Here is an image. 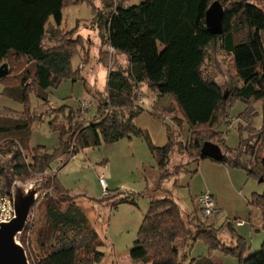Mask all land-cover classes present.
<instances>
[{
	"label": "trees",
	"instance_id": "obj_1",
	"mask_svg": "<svg viewBox=\"0 0 264 264\" xmlns=\"http://www.w3.org/2000/svg\"><path fill=\"white\" fill-rule=\"evenodd\" d=\"M93 1L0 0V67H8V75L0 83L4 95L20 102L26 111L30 94L44 103L47 89L57 88L64 79L75 82L80 78V70L73 71L71 60L85 46L81 32L97 31L99 47L111 50L98 53V63L107 70V82L106 97L97 106L94 122L83 128L78 123H83L81 112L69 110L67 127L51 124L53 131L59 130V151L48 155L35 149L31 158L25 157L20 149L29 150L28 122L0 117V149L5 141L13 142L8 147L12 151H8L12 153L8 172L16 180L25 181L31 174H44L60 157L138 137L147 143L161 180V172L175 150L182 148L189 161L196 162L205 159L200 154L202 145L212 143L221 148L223 158L210 161L243 170L248 178L262 179L264 184V125L259 130L252 126L257 115L254 107L264 102V11L247 0H218L224 11L222 33L213 36L206 31L205 13L215 0H143L137 5H130L132 0H97L96 6ZM83 2L92 6L93 20L88 25L77 23L69 31L61 30L63 9ZM45 41L51 46L44 47ZM86 44L89 46V42ZM210 49H220L232 57L235 77L231 86L222 87L203 77ZM19 74L23 77L17 81L15 76ZM141 86L159 98L170 99L159 112L190 129L184 149L170 128L166 129V144L157 148L146 132L135 127L134 119L144 112L137 103ZM237 101L247 107L238 118L243 122L238 129V148L230 150L217 127L227 122ZM36 117L41 120L42 115ZM248 133L256 134L255 138L247 139ZM27 158L31 159L28 164ZM5 173H0L3 180ZM44 191L48 193L43 200L51 201L48 212L57 237L45 257L29 255L30 264L99 263L103 255L95 250L101 243L76 201L68 198L69 192L54 176L45 179ZM1 196H8L4 186ZM106 198L112 196L103 197V201ZM62 206L64 212L60 211ZM249 206L259 212L264 227V192L253 194ZM197 220L183 219L168 198L151 201L129 253L130 260L144 264H221L211 257L188 261L186 253L181 254L176 247L177 242L188 246L200 239L210 251L221 250L238 259L239 264H264V241L257 253L247 255L245 240L238 239L234 247L226 248L217 239V231ZM20 242L24 247L25 241Z\"/></svg>",
	"mask_w": 264,
	"mask_h": 264
},
{
	"label": "rangeland",
	"instance_id": "obj_2",
	"mask_svg": "<svg viewBox=\"0 0 264 264\" xmlns=\"http://www.w3.org/2000/svg\"><path fill=\"white\" fill-rule=\"evenodd\" d=\"M142 1L132 0L129 4L137 5ZM247 1L264 11V0ZM93 3L96 6L97 0ZM62 17L60 29L69 31L77 23L88 25L94 18L93 8L86 2L68 6L63 9ZM80 35L83 37L85 46L78 52V55L73 57L71 66L73 71H76L77 68H82L80 63L88 59L86 69L91 67L89 77L85 78L84 71L82 73L80 70V78L75 82L71 79H64L66 81L61 82L57 88L47 89L48 97L45 104L36 95L30 94L26 111L20 102L4 95V87L0 83V117H16L28 122L26 137L29 150L20 149L25 157L31 158L32 150L35 149L48 155L59 151V130L53 131L51 124L54 123L57 128L67 127L65 120L67 112L69 110L78 111L79 102L85 101L90 104L91 110L81 112L80 121L83 123L78 122L85 128L86 125L94 122L97 106L105 100L107 70L98 64V53L111 52V50L99 47L97 31L81 32ZM86 41L89 42V46ZM50 46L48 41L44 42V47ZM120 62L124 64L125 61L121 59ZM202 75L222 87L231 86L235 77L232 57L220 49L215 51L210 49L202 68ZM15 77L17 81H20L23 76L19 74ZM28 83L29 81L26 82ZM32 88V90L35 89L34 86ZM139 88L138 96L142 102L140 106L144 112L134 119L135 127L146 132L152 145L157 148L166 144V129L170 128L176 142L184 149L191 136L190 129L186 125L180 127L171 116H165L159 112L161 108L167 106L170 99L157 97L145 86ZM263 103L254 107L257 115L252 126L257 130L263 125ZM246 107L247 105L242 102H234L227 122L217 127V131L223 134L226 148L230 150L238 148L240 140L238 129L240 125L243 126V122L238 118ZM38 114L42 115L41 120L36 119ZM251 136L255 138L256 134L248 133L247 139H251ZM245 137V131L242 130V138ZM5 142L6 144L0 149V173L2 171L5 173L6 170L8 172L12 164V153H8L10 151L8 147L9 143L13 142L12 140ZM256 147L257 145L254 144L253 148ZM30 158L25 159L27 164L31 162ZM177 169L178 174H176ZM162 173L164 178L161 180L157 162L151 155L145 140L132 137L124 138L114 144L84 148L73 156L60 157L50 164L44 174H31L23 182L54 176L62 188L69 192L68 198L76 201L101 243L95 251L103 255V258L99 263L93 264H144L133 263L128 251L133 248L137 232L147 214L150 200L146 194L148 190L153 200L164 198L172 200L179 208L183 219L193 218L194 203L197 197L204 193L212 195L215 204L220 208L219 213L213 214V218L210 217L207 220H201L197 216L195 217L197 221L207 226V221L215 219L213 228L217 231V239L226 248L234 247L236 241L241 239L246 242V254L252 255L260 250L261 245L258 246V244L264 240L263 222L259 212L249 206V201L253 194H263V183L248 178L243 170L233 169L208 159L189 161L187 152H184L182 148L172 153ZM99 178L104 179L110 193L107 195L112 198H106L103 201V197L107 195L103 196ZM3 186H5L4 180L0 175V191ZM47 193L42 190L37 196L36 205L31 210L27 223L18 238L19 242L20 240L25 241L24 249L28 258L29 255L35 258L45 257L57 237L53 228L52 216L48 212L51 201L49 203V200H43ZM126 197L130 199L127 203H120L115 208L113 207V204L121 201L114 203L113 199L125 200ZM101 201L103 203L99 204ZM60 211L64 212L65 207H60ZM237 221L244 223L245 226L236 227ZM252 224L258 227L257 231L250 230ZM176 247L181 254L186 253L185 255L189 258L191 256L195 259L211 257L220 261L221 264H239L238 259L225 255L221 250L210 251L200 239L189 242L188 246H181V243L177 242Z\"/></svg>",
	"mask_w": 264,
	"mask_h": 264
},
{
	"label": "water",
	"instance_id": "obj_3",
	"mask_svg": "<svg viewBox=\"0 0 264 264\" xmlns=\"http://www.w3.org/2000/svg\"><path fill=\"white\" fill-rule=\"evenodd\" d=\"M223 7L218 0L211 3L205 13L206 31L218 36L222 33ZM8 75L7 65L0 67V79ZM262 123L264 125V103L262 105ZM200 154L212 161H221L223 153L219 146L204 143ZM44 177L23 182L16 180L10 172L4 174L5 191L13 205V217L0 223V264H30L26 250L18 241L28 216L36 204L37 196L43 190ZM262 179L259 180V183Z\"/></svg>",
	"mask_w": 264,
	"mask_h": 264
},
{
	"label": "built area",
	"instance_id": "obj_4",
	"mask_svg": "<svg viewBox=\"0 0 264 264\" xmlns=\"http://www.w3.org/2000/svg\"><path fill=\"white\" fill-rule=\"evenodd\" d=\"M140 96H138L137 103L140 105L141 100L139 99ZM79 110L80 112H89L91 110L90 105L81 102L79 104ZM166 120L164 121V123ZM74 146V144H73ZM99 184L103 189V195L109 194L105 182L103 178H99ZM126 200H130L128 197L125 198ZM196 205L198 208V216L201 220H207L210 217L213 216V214L216 211V204L214 201V198L212 195L208 193L201 194L199 197L196 198ZM13 217V205L12 201L9 196H1L0 197V223L7 222L11 220ZM237 226H242V222H237ZM29 232V231H27Z\"/></svg>",
	"mask_w": 264,
	"mask_h": 264
},
{
	"label": "crops",
	"instance_id": "obj_5",
	"mask_svg": "<svg viewBox=\"0 0 264 264\" xmlns=\"http://www.w3.org/2000/svg\"><path fill=\"white\" fill-rule=\"evenodd\" d=\"M88 59H85V61L83 62V63H80L81 65H82V68H77V69H79V70H82V73H83V71H84V73H85V78L86 77H89V74H90V72H91V67H89L88 69H86V66L88 65ZM99 64V63H98ZM85 78H83V80H85ZM107 79V78H106ZM63 81H66V80H62L61 82H63ZM60 82V83H61ZM87 82V81H86ZM86 87H84V89H85ZM85 91H86V89H85ZM81 102H85V101H81ZM81 102H79V103H81ZM86 103V102H85ZM88 104V103H87ZM90 105V104H89ZM10 118H13V119H17L16 117H10ZM48 170V169H47ZM104 180V179H103ZM148 189H146V191H147ZM145 191V192H146ZM150 190H148L147 192H146V194L148 195V197H149V204H150V202L151 201H153V197L151 196V194H150V192H149ZM104 196V195H103ZM165 199V198H164ZM118 200H123V199H116V200H114L113 199V202L115 203V201H118ZM101 203H103V202H100L99 204H101ZM121 202L119 201L118 203H115V204H113V207L115 208L118 204H120ZM133 203L135 204V202L133 201ZM149 204H148V206H149ZM147 210H148V208H147ZM219 211H220V208L216 205V211H215V213L214 214H217V213H219ZM198 216V208H197V205H196V203H194V216H193V218L194 217H197ZM214 216V215H213ZM213 218V217H212ZM188 219H192L191 217L190 218H188ZM214 220L215 219H212V220H210V221H207V223H206V225L207 226H209V227H211L213 230H215L214 228H213V222H214ZM237 222H239V221H237ZM236 225V224H235ZM253 225H255V224H252V225H250V230L253 232H255V231H257V226H253ZM243 226H245V224L243 223V225L242 226H237L236 225V227H243ZM216 231V230H215ZM234 232V231H233ZM264 241V240H263ZM263 241H262V243H263ZM262 243L260 242L259 244H258V246L259 245H262ZM133 248H134V245H133ZM133 248H131L129 251H128V253H130V251L133 249ZM257 253V252H256ZM250 254V253H249ZM248 255V254H247ZM188 257V256H187ZM188 259V261H190L191 259H195V258H193L192 256H191V258H187Z\"/></svg>",
	"mask_w": 264,
	"mask_h": 264
},
{
	"label": "bare ground",
	"instance_id": "obj_6",
	"mask_svg": "<svg viewBox=\"0 0 264 264\" xmlns=\"http://www.w3.org/2000/svg\"><path fill=\"white\" fill-rule=\"evenodd\" d=\"M108 196V195H107ZM25 235V234H24Z\"/></svg>",
	"mask_w": 264,
	"mask_h": 264
}]
</instances>
